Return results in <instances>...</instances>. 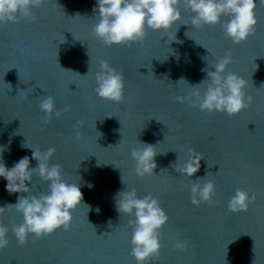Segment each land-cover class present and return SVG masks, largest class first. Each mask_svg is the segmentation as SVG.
I'll list each match as a JSON object with an SVG mask.
<instances>
[{
	"label": "water",
	"instance_id": "95a60500",
	"mask_svg": "<svg viewBox=\"0 0 264 264\" xmlns=\"http://www.w3.org/2000/svg\"><path fill=\"white\" fill-rule=\"evenodd\" d=\"M96 7L97 0H42L35 19L0 23V144L10 149L3 160L11 167L27 155L37 167L32 148H54L49 163L61 165L62 179L80 183L83 193L66 229L29 234L20 244L12 228L23 214L8 204L47 194L49 182L34 173L30 193H10L0 178V223L9 229L0 264H137L134 217L116 208L117 194L132 188L155 197L169 216L159 255L144 264H264V2L257 0L254 32L239 43L225 35L226 16L193 26L194 13L180 3L181 19L168 31L147 29L140 41L107 45L93 31ZM226 54V73L247 81L251 103L234 115L201 111L187 97L203 91L207 80L193 85ZM102 60L123 73L119 102L95 92ZM49 95L60 115L46 122L40 102ZM141 142L157 152L154 172L143 176L131 156ZM193 153L203 157L198 171H176ZM206 180L215 183L212 202L193 204V183ZM238 188L256 198L246 210L230 211ZM177 240L185 247H175Z\"/></svg>",
	"mask_w": 264,
	"mask_h": 264
},
{
	"label": "clouds",
	"instance_id": "9594fccd",
	"mask_svg": "<svg viewBox=\"0 0 264 264\" xmlns=\"http://www.w3.org/2000/svg\"><path fill=\"white\" fill-rule=\"evenodd\" d=\"M41 3L42 0H0V23L16 22L20 17L35 19L32 10ZM180 3L194 13L191 18L193 26L215 25L221 22L222 16H226L222 27L225 35L234 43L246 40L258 23L255 15L257 0H97L94 11L97 13L95 18L98 19L93 31L107 45L137 42L144 39L147 29L166 32L180 21L182 15ZM230 62L231 57L226 54L211 65L215 71L203 69L206 78L193 86L201 85L205 80L208 83L203 91L196 88L187 97L193 106H198L201 111H219L234 115L251 103L252 98H246L244 91L247 81L235 72L226 73ZM99 69L95 73L97 96L116 102L121 101L125 89L123 73L110 66L106 60L100 61ZM177 99L184 102L186 98ZM40 109L45 114L46 122L51 119L54 112L57 116L60 115L55 107V99L51 95L41 100ZM32 149V159L38 161L37 167H30V158L27 155L9 167L3 160V152L10 150L9 145L0 144V178L7 181L6 189L10 193H30L31 187L28 182H32L34 173L49 182L47 194L20 195L14 204H8L15 206V209L23 214V222L12 228L20 244L26 242L29 234L41 237L51 234L60 227L66 229L72 219V209L79 206L83 200L81 184L62 179L61 165L49 163L55 149L48 148L45 151ZM156 155L155 145L151 143L141 142L139 147H133L131 156L136 161V174L143 176L153 173L157 166ZM202 158L201 155L193 153L182 163L177 161L175 169L182 175L192 177L200 168ZM207 175L208 173L203 177ZM203 177H197L196 181ZM92 186L88 184V187ZM214 192L213 180H206L203 184L193 183L191 187L193 204L212 202ZM255 198V195H249L248 191L238 188L229 199L228 208L230 211L246 210ZM116 208L119 213L134 217L129 220L133 225L130 242L131 254L137 264H144L146 260L158 256L161 248L159 230L169 220L159 201L151 194L140 197L136 189L132 188L117 194ZM2 211L3 207H0V212ZM96 211H100L99 207ZM8 231V227L0 223V248L8 244ZM174 246L183 248L185 242L177 240Z\"/></svg>",
	"mask_w": 264,
	"mask_h": 264
}]
</instances>
